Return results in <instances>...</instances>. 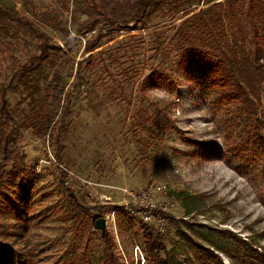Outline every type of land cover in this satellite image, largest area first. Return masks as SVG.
Instances as JSON below:
<instances>
[{
  "label": "rangeland",
  "instance_id": "rangeland-1",
  "mask_svg": "<svg viewBox=\"0 0 264 264\" xmlns=\"http://www.w3.org/2000/svg\"><path fill=\"white\" fill-rule=\"evenodd\" d=\"M30 1L33 12L24 0H0V7L30 20L62 51L30 65L37 40L14 22L0 30V89L20 65L31 67L6 96L12 118L4 133L17 131L0 184L3 260L100 264L106 250L93 222L104 218L117 264H147L139 229L146 216L173 263L264 264V159L246 144L245 109L225 104L209 74L224 47L250 51L246 0L236 5L240 25L224 19V0H158L140 23L110 30L101 22L73 42L64 30L73 37L94 14L92 4L127 20L133 0ZM257 27L262 35L263 19ZM98 35L101 45L87 57L84 44ZM57 81L59 104L57 91L45 88ZM46 94L54 121L72 102L60 161L52 137H37L29 126ZM256 117L264 133V82ZM59 169L67 171V189ZM67 193L92 217L70 213ZM147 203L164 214L156 216Z\"/></svg>",
  "mask_w": 264,
  "mask_h": 264
},
{
  "label": "trees",
  "instance_id": "trees-1",
  "mask_svg": "<svg viewBox=\"0 0 264 264\" xmlns=\"http://www.w3.org/2000/svg\"><path fill=\"white\" fill-rule=\"evenodd\" d=\"M24 1H27L33 12L31 1ZM93 1L94 0H91V2ZM157 1L158 0H133L131 10L127 13L129 16V19L127 20L123 18L124 15L120 17L110 16L105 11L97 9V7L92 4L91 7L94 14L79 23L73 37H70L71 34L69 31L66 29L64 30L67 40L68 42L77 40L79 36L94 31L96 26L101 22H104L105 25L109 26L110 30L116 29L114 27L122 23H140L142 22V16L148 10L149 6L155 4ZM199 1L200 0L192 1L191 4H199ZM238 2L239 0H224V19H228L230 22L240 25L241 20L239 19L238 13L241 12L236 8ZM61 3L64 6L66 5L65 0H61ZM244 16L247 18L250 25L252 42L250 51L247 52L244 47H241V50L239 51L235 50V47H224V49H221L218 54L219 58L216 61L215 68L211 69L209 74L214 77L213 83L219 88L221 99L225 104L232 105L237 103L245 109L247 116H249L251 120L250 133H247L246 144L252 151V154L264 159V133L258 128L259 122L256 117V107L261 102L264 82V30L263 34L259 35L257 27L258 19L264 20V0H246ZM36 18L40 19L45 24L54 25L56 27L60 26V23L56 18L46 17L45 15H36ZM188 21L189 20L187 19L184 23L187 24ZM9 22H14L16 25L24 27L29 34L37 40V49L39 53L30 59V65L47 61L52 55L62 51L58 44L54 43L46 33L41 31V29L34 25L30 20L12 14L0 7V30L7 32V25ZM121 30L123 29L121 28ZM100 40L101 36L98 35L92 40H87L85 42L83 51L85 54H88L87 57H90L92 55L90 53L101 45ZM82 61L83 59L77 62L78 69L81 67ZM30 65H20L12 74L8 85L0 89V146L3 145L1 150L3 157L0 161V184L3 178L2 169L10 161L12 156L11 146L15 141L14 134L17 131V128L13 127L9 133H4V126L7 125L12 118L6 96L9 91L15 90L17 85L31 73ZM54 79L59 81V77H54ZM78 79H81L79 73ZM58 81L56 84L48 83L45 88L57 91L54 98H57V103L59 104L61 102L60 99L63 89L58 88ZM164 82H166L165 79ZM166 85L168 86V83H166ZM37 90L39 91L38 86H35L34 91L37 92ZM33 95L34 94L31 93L32 97ZM50 96L46 94L42 97L38 109L35 110L32 119H30L29 126L37 137H52L54 143L58 146V149L55 151V156L56 159L60 161V151L63 149L61 140L67 133L66 119L71 114L72 102L69 99L64 102L60 109L61 112L59 117L54 121L51 109L48 108L49 103H47ZM59 170V183L63 189H67L65 184L67 171L63 169ZM67 199L70 204V213L76 212L77 214H81L84 218L92 217L91 208L80 205L70 193H67ZM116 209H118V207H114V210ZM142 209L144 210L143 207L140 208V210ZM149 210H151L156 216L164 214V212L158 208H150ZM139 229L141 230L143 251L146 256L147 264H178L173 263L167 257H163L162 254L166 252V247L163 242L162 234L154 228L153 224L143 219H139ZM101 238L103 239L106 255L100 264H117V258L114 253L115 244L113 236L107 233H101ZM4 249H6V247L0 243V264H18L16 262L18 258L17 256L9 258L6 261L3 260ZM84 255L87 260L88 256L86 255V252H84Z\"/></svg>",
  "mask_w": 264,
  "mask_h": 264
},
{
  "label": "water",
  "instance_id": "water-1",
  "mask_svg": "<svg viewBox=\"0 0 264 264\" xmlns=\"http://www.w3.org/2000/svg\"><path fill=\"white\" fill-rule=\"evenodd\" d=\"M73 196L72 193H70ZM94 229H99L100 232L103 234L105 232V219L104 218H97L93 222Z\"/></svg>",
  "mask_w": 264,
  "mask_h": 264
},
{
  "label": "built area",
  "instance_id": "built-area-1",
  "mask_svg": "<svg viewBox=\"0 0 264 264\" xmlns=\"http://www.w3.org/2000/svg\"><path fill=\"white\" fill-rule=\"evenodd\" d=\"M140 194H141V196H142L144 193H143V192H140ZM140 200L143 201V198H140ZM142 205L145 206V207H148V208H150V206H151V204H148V203L145 204V205H144V204H142ZM144 218H145V220H146L148 217L145 216V217H143V219H144Z\"/></svg>",
  "mask_w": 264,
  "mask_h": 264
}]
</instances>
